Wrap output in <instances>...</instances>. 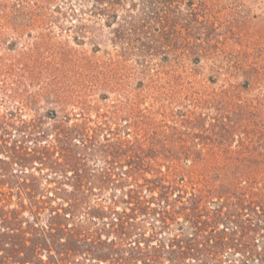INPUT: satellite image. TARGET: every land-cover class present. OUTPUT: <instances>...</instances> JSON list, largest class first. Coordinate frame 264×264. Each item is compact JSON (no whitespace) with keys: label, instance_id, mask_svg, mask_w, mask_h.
Masks as SVG:
<instances>
[{"label":"rangeland","instance_id":"rangeland-1","mask_svg":"<svg viewBox=\"0 0 264 264\" xmlns=\"http://www.w3.org/2000/svg\"><path fill=\"white\" fill-rule=\"evenodd\" d=\"M90 7L0 0V206L22 231L0 240L31 264H127L138 241L264 264V0L182 5L166 58L124 54Z\"/></svg>","mask_w":264,"mask_h":264},{"label":"trees","instance_id":"trees-1","mask_svg":"<svg viewBox=\"0 0 264 264\" xmlns=\"http://www.w3.org/2000/svg\"><path fill=\"white\" fill-rule=\"evenodd\" d=\"M83 2L91 3L89 9L91 16L103 17L109 27L117 25L113 35L117 43L126 46L124 54L137 52L142 58L153 57L157 54H162L166 58L173 51L169 38L176 33L173 31L172 19L170 18L172 13L180 11L182 5L187 7V17L196 16L193 0H77L79 5H82ZM127 4H129L127 12L139 7L140 15H133L131 12L122 17L119 16V12ZM152 24L157 27L152 29ZM159 39H161L160 46H148L146 44V41L156 43L159 42ZM138 43L141 44V47H136ZM2 195L0 193V197ZM16 213V210L5 211L4 207L0 206V218L4 222V232L0 235L7 237L9 240L22 234V231L15 224ZM146 243L145 241L144 245L140 246L138 241L130 250L129 258H122L121 260L129 264L130 260L138 261L142 259L144 260L143 264H156V258H160L157 254L159 251L154 250L153 252L156 254H150L147 251ZM162 249L164 248L162 247ZM169 253L175 264H185L184 261L187 257H197L202 252L191 248L182 250L179 248L178 251L172 250ZM31 259L30 252L27 255V253L21 251V241L16 243L12 240L10 242L0 240V264H8L11 260H18V264H31L33 263Z\"/></svg>","mask_w":264,"mask_h":264}]
</instances>
